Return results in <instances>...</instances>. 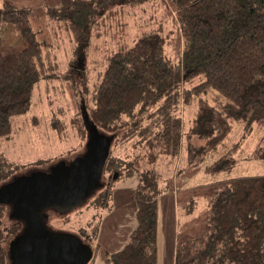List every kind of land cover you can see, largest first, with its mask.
<instances>
[{
    "label": "trees",
    "instance_id": "1",
    "mask_svg": "<svg viewBox=\"0 0 264 264\" xmlns=\"http://www.w3.org/2000/svg\"><path fill=\"white\" fill-rule=\"evenodd\" d=\"M143 1L59 0L48 6L47 15L76 43L65 73L47 68L53 53L45 50L51 43L40 39L32 26L34 9L10 2L0 6V22L15 25L22 44L19 50L0 48V137L12 132L14 115L30 109L42 78L64 76L73 84L79 75L83 91L89 93L86 65L94 29L108 24L119 11L115 8ZM164 1L172 5L180 25L182 51L176 57L167 52L161 28L143 30L133 42L118 40L95 83L93 104L83 101V111L72 119L85 150L88 122L111 139L102 185L83 203L88 202V209L110 207L115 182L138 176L137 226L120 250L107 254L104 264H157L158 198L168 189L161 186L155 168L162 156L179 158L180 171L183 162L195 166L215 152L235 123L244 125L243 135L264 125V0ZM191 107L195 113L186 126L184 111ZM240 148L239 141L232 144L205 171H232ZM247 159L264 164V138ZM27 165L0 170V186L9 182H1L4 177L28 170ZM50 210L55 209L47 214ZM11 213V204L0 203V264H11L10 243L24 229ZM99 226L92 220L75 234L93 247ZM174 264H264V173L218 184L202 232L177 243Z\"/></svg>",
    "mask_w": 264,
    "mask_h": 264
},
{
    "label": "rangeland",
    "instance_id": "2",
    "mask_svg": "<svg viewBox=\"0 0 264 264\" xmlns=\"http://www.w3.org/2000/svg\"><path fill=\"white\" fill-rule=\"evenodd\" d=\"M6 2L34 9L31 24L38 31L40 39L51 43L50 49L45 50V54L49 51L53 53L46 61L47 68L57 73L68 71L71 58L76 54V43L71 39L69 31L58 27L47 15V7L57 4L59 0H0V6ZM116 9L119 11L108 18V24L94 29L95 35L86 65L89 93L83 91L79 75L73 84L64 76L42 78L34 87L30 109L12 117V132L0 137V170L27 164L29 169H23L13 177H4L1 182L34 171H49L59 162L70 163L86 151L85 141L83 143L79 139L72 119L83 111V101L93 104L95 83L100 80L109 56L117 50L118 40L133 42L134 36L143 30L161 28L167 35V52L176 57V53L182 51V34L176 15H173L172 5L164 0H147ZM11 25L0 22V48L19 50L22 47L21 40L14 44L5 42L6 37L11 38L16 34L21 37L19 29L15 25L11 28ZM82 67L80 65L79 69ZM194 113L193 107L184 111L186 126L190 124ZM243 131L244 125L235 123L226 142L195 166H187L183 162L178 171L180 159L174 156H162L155 165L161 186L168 187L158 198L157 264H174L177 243L202 232L210 200L220 182L241 175L264 173L262 162L247 159L264 138V125H256L249 135H243ZM237 141L241 148L233 170L207 173L206 166ZM117 152L120 150H115ZM39 160L47 161L36 165L34 162ZM137 185L138 176L116 181L110 207L88 209L87 202L63 216L50 210L47 226L56 232L75 234L80 232V227L90 226V221L95 220V224L99 222L100 231L93 239V263L104 264L107 254L120 250L137 226ZM96 213L99 214L98 219L93 218Z\"/></svg>",
    "mask_w": 264,
    "mask_h": 264
},
{
    "label": "water",
    "instance_id": "3",
    "mask_svg": "<svg viewBox=\"0 0 264 264\" xmlns=\"http://www.w3.org/2000/svg\"><path fill=\"white\" fill-rule=\"evenodd\" d=\"M87 125L90 133L84 154L0 186V203L11 204V216L24 223L10 243L11 264H89L93 259V247L78 235L56 232L46 224L48 209L74 210L102 185L111 139Z\"/></svg>",
    "mask_w": 264,
    "mask_h": 264
},
{
    "label": "crops",
    "instance_id": "4",
    "mask_svg": "<svg viewBox=\"0 0 264 264\" xmlns=\"http://www.w3.org/2000/svg\"><path fill=\"white\" fill-rule=\"evenodd\" d=\"M12 27H14V25H11V28ZM11 42V44H14V43H17V42H19L20 41V37H19V35H15V36H13V37H11V38H7L6 37V40H5V42L7 43V42Z\"/></svg>",
    "mask_w": 264,
    "mask_h": 264
}]
</instances>
